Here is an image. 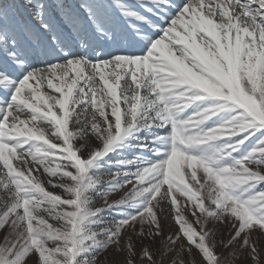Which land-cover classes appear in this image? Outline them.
<instances>
[{
    "label": "snow or ice",
    "instance_id": "6c2138e0",
    "mask_svg": "<svg viewBox=\"0 0 264 264\" xmlns=\"http://www.w3.org/2000/svg\"><path fill=\"white\" fill-rule=\"evenodd\" d=\"M0 264H264V0H0Z\"/></svg>",
    "mask_w": 264,
    "mask_h": 264
}]
</instances>
